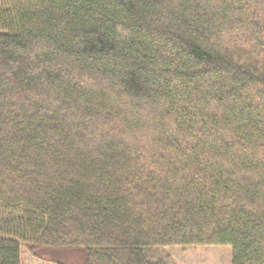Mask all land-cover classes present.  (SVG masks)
Listing matches in <instances>:
<instances>
[{
	"label": "trees",
	"instance_id": "1",
	"mask_svg": "<svg viewBox=\"0 0 264 264\" xmlns=\"http://www.w3.org/2000/svg\"><path fill=\"white\" fill-rule=\"evenodd\" d=\"M166 247L264 264V0H0V264Z\"/></svg>",
	"mask_w": 264,
	"mask_h": 264
},
{
	"label": "rangeland",
	"instance_id": "2",
	"mask_svg": "<svg viewBox=\"0 0 264 264\" xmlns=\"http://www.w3.org/2000/svg\"><path fill=\"white\" fill-rule=\"evenodd\" d=\"M31 257L23 250L22 264H84L82 251L43 250ZM152 261L166 264H233L230 247H166L147 251Z\"/></svg>",
	"mask_w": 264,
	"mask_h": 264
}]
</instances>
